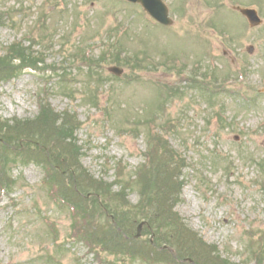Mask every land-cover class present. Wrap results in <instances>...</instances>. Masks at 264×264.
<instances>
[{"label": "rangeland", "instance_id": "374dc122", "mask_svg": "<svg viewBox=\"0 0 264 264\" xmlns=\"http://www.w3.org/2000/svg\"><path fill=\"white\" fill-rule=\"evenodd\" d=\"M169 1L175 17L172 29L151 27L140 8L116 0H0V57L14 43L22 42L23 48L35 43L31 51L44 61L45 68V72L25 69L0 81V122L37 121L41 105L76 116L79 128L74 138L80 167L93 179L114 184L115 175H121L115 167L122 163L125 169L120 179L127 182L119 183L127 188L118 195L136 208L126 205L124 212L113 210L106 206L107 200H101L104 206H96L93 195L79 186L75 176L58 174L59 181L69 196L77 197L75 201L93 213L88 222L97 227L93 234L97 241L108 239L120 252L139 249L160 256L169 255L171 247L178 250L167 237L179 229L160 231L143 211H137L140 194L128 181L134 180L147 145L145 135L135 138L130 131L153 114L160 116L161 125L176 120L172 130L177 134L170 133L169 142L186 163L184 170L180 167L184 184L177 181V218L186 234L202 239L211 253H205L210 260L207 264H222L221 258L227 264H254L248 262L253 248L263 243H253L247 234L264 231V41L222 42L210 35L206 24L212 19L217 28L238 38L240 33L227 27L242 24L228 11L229 0ZM216 4L223 8L218 18L212 12ZM259 29L263 31L264 26ZM111 41L121 45L105 47ZM113 47L136 55V72L122 67L120 77L109 73L108 68L117 65H110L113 58L107 52L102 69L88 70L84 61H78L84 51L87 57L96 58L103 49ZM144 54L152 60H145ZM176 59L182 64L180 71L188 68L187 78L219 87V91L214 89L217 95L190 87L186 78L175 73ZM115 62L121 64V60ZM159 65L166 68L161 70ZM214 65L217 70L212 69ZM227 76L230 79L223 82ZM161 84L166 95H171L164 110ZM173 85L182 87L177 97L168 92ZM49 117L46 121L57 120ZM0 144L4 148L0 159L7 160L5 170L14 179L9 194L0 193V264H101L84 246L68 242L72 208L46 195L41 165L34 158L26 162L16 155L35 151L37 145L22 140L6 145L1 137ZM149 180L141 186L149 187ZM119 188L113 191L118 193ZM122 237L126 240L119 242ZM259 254L264 264V250ZM101 257L110 264H143L109 253ZM193 260L183 257L188 264Z\"/></svg>", "mask_w": 264, "mask_h": 264}, {"label": "trees", "instance_id": "16d2710c", "mask_svg": "<svg viewBox=\"0 0 264 264\" xmlns=\"http://www.w3.org/2000/svg\"><path fill=\"white\" fill-rule=\"evenodd\" d=\"M21 54L22 52H19L17 58L21 57ZM9 63H11L9 58H0V77L7 76L12 70V66H9ZM25 65H27V63L23 62L20 66L23 67ZM47 112L48 111H43L37 121H26L23 123L17 122L14 124L0 122V137L5 141L6 145L20 140L33 143L35 146L37 145L35 150L36 153L33 151L29 152L32 154L31 157H35L38 160V163L39 160H49L51 161L49 166L53 171V166H60L61 171L64 169V174L68 173L70 176H75L79 186L83 187L87 191V194L93 195L92 198L96 201V206L103 205L101 200L102 202L107 200L106 206L114 207L113 210H121L124 212V206L126 205L129 208L135 209L136 207L130 206L127 202L125 204L123 197L116 194L111 195L109 189L104 188L103 183L91 179L83 170H78L80 169V158L72 141L73 123L68 121L57 126L60 121L56 120L57 122L54 121V123L50 120L46 121V118H52L49 116L56 117L50 112L47 114ZM169 162L170 161L162 162L157 165V173L153 180H150V186L141 192V197H139L140 201L137 204V211L138 209L143 211L145 214H143V216L145 218L149 217V223L153 226H157V229L160 231L168 230L173 232L174 229H179V233H176V235H173L175 234L173 233L167 237L170 244L178 246V250L172 248L176 249L178 255H181L182 257L193 258L198 264H207L210 262L209 255L211 253L209 254V252L206 251V247L202 244L201 239H198V236L194 237V234H186L184 229L185 226L181 224V221L177 218V214L174 212V207L178 198V190L174 183L171 184L170 179L173 175L169 172H172L171 167L167 166L169 165ZM148 193H150V197H147ZM154 194H156V196H154ZM128 207L127 211H130ZM142 219L144 220V218ZM154 221L155 223H153ZM95 229L96 228L94 227L83 228L81 235L84 238L83 241L86 244V241H88L92 245L99 246L104 251L109 250L115 252V244H112L114 242H110L107 239L105 243L99 242L95 239V235H93ZM111 240L114 239L112 238ZM124 240L126 239L122 237L119 242ZM172 240H177L178 242ZM179 242L183 249L180 248L178 244ZM205 253H208L209 255H205ZM213 264L219 263L214 262ZM222 264L227 263L222 261Z\"/></svg>", "mask_w": 264, "mask_h": 264}]
</instances>
